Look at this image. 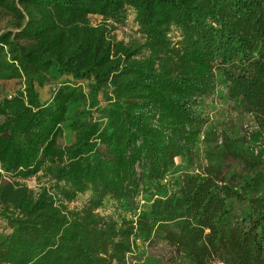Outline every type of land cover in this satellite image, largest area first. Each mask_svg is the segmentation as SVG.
<instances>
[{
	"label": "trees",
	"instance_id": "trees-1",
	"mask_svg": "<svg viewBox=\"0 0 264 264\" xmlns=\"http://www.w3.org/2000/svg\"><path fill=\"white\" fill-rule=\"evenodd\" d=\"M3 21L0 82L21 87L0 99V264H127L136 241L264 264V209L236 219L253 187L221 177L236 139L209 114L222 83L264 129V0H0ZM201 145L208 167L177 176Z\"/></svg>",
	"mask_w": 264,
	"mask_h": 264
},
{
	"label": "rangeland",
	"instance_id": "rangeland-1",
	"mask_svg": "<svg viewBox=\"0 0 264 264\" xmlns=\"http://www.w3.org/2000/svg\"><path fill=\"white\" fill-rule=\"evenodd\" d=\"M98 17H91V21L95 24L99 21ZM7 21L0 23V28H5ZM117 40L129 43L131 41H139L138 27L134 21L133 15L129 14L124 26L118 27L114 32ZM72 82L71 78L62 77L56 82H50L42 89L38 90L41 102H48L54 91L60 84ZM84 90L87 91L91 85L90 80L81 83ZM216 92L215 104L210 105V120L216 121L215 128L218 131L222 129L232 138L236 139L234 151L237 153L235 157H228L224 161L219 162V158H215L214 162H219L221 167V177L233 183L240 188L244 181L252 184V190L244 194L246 201L243 204L236 203L234 205L236 219H241L251 208L249 199H259V202L253 203L254 208L264 209V129L260 126L259 121L252 115L245 112L235 103L228 101L224 85L219 83ZM21 87L19 81H2L0 82V99L4 96H10ZM73 135L64 125L62 137L59 140L61 146L68 145L72 142ZM220 144V143H219ZM206 148L200 146L201 161L198 160L192 166L184 164L179 168L177 176L180 178L184 175L195 173L198 167L207 168L208 163L205 160ZM179 163V162H176ZM212 163V164H213ZM218 164V165H219ZM10 179V178H9ZM28 187L34 192L37 190V182L33 179L26 180ZM86 196L79 198L69 205L70 208H80L85 201ZM7 225L0 219V233H7ZM138 248L128 256L127 264H192L183 255H176L171 246L163 241L148 243H138ZM208 264H224L220 260L210 262Z\"/></svg>",
	"mask_w": 264,
	"mask_h": 264
},
{
	"label": "built area",
	"instance_id": "built-area-1",
	"mask_svg": "<svg viewBox=\"0 0 264 264\" xmlns=\"http://www.w3.org/2000/svg\"><path fill=\"white\" fill-rule=\"evenodd\" d=\"M136 243L138 244V243H140V241H136Z\"/></svg>",
	"mask_w": 264,
	"mask_h": 264
}]
</instances>
